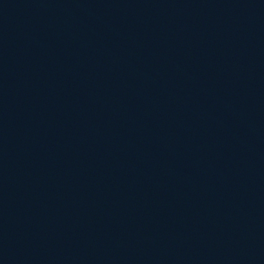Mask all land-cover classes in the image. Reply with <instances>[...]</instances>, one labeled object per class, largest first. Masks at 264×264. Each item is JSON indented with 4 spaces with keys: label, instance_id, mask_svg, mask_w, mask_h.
I'll return each instance as SVG.
<instances>
[{
    "label": "water",
    "instance_id": "95a60500",
    "mask_svg": "<svg viewBox=\"0 0 264 264\" xmlns=\"http://www.w3.org/2000/svg\"><path fill=\"white\" fill-rule=\"evenodd\" d=\"M0 264H264V0H0Z\"/></svg>",
    "mask_w": 264,
    "mask_h": 264
}]
</instances>
